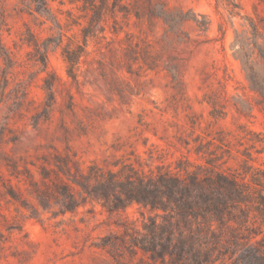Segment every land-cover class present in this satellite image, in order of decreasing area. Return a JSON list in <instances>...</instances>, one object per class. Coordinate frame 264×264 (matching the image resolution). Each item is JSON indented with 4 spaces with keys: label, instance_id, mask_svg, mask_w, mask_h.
I'll use <instances>...</instances> for the list:
<instances>
[{
    "label": "rangeland",
    "instance_id": "obj_1",
    "mask_svg": "<svg viewBox=\"0 0 264 264\" xmlns=\"http://www.w3.org/2000/svg\"><path fill=\"white\" fill-rule=\"evenodd\" d=\"M46 1L0 0V264H153L104 246L137 206L71 210L62 170L194 160L187 143L263 147L264 104L232 44L264 5L241 0L229 18L223 0H121L127 12L94 18Z\"/></svg>",
    "mask_w": 264,
    "mask_h": 264
},
{
    "label": "trees",
    "instance_id": "obj_2",
    "mask_svg": "<svg viewBox=\"0 0 264 264\" xmlns=\"http://www.w3.org/2000/svg\"><path fill=\"white\" fill-rule=\"evenodd\" d=\"M75 1L94 18L105 8L114 15L127 12L121 0ZM223 1L229 18L238 17L241 0ZM39 10H48L46 0H38ZM242 19L250 37L236 33L233 56L258 93V104H264V80L258 72L264 68V32L259 27L264 18L259 16L258 23ZM189 145L187 153L196 159L183 155L169 165L151 166L138 157L116 170L90 167L84 174L67 168L57 190L71 210L82 204L78 198L101 203L110 214L135 204L138 216L126 219L122 233L106 237L104 246L141 253L153 264H264V146L252 143L233 150L222 141Z\"/></svg>",
    "mask_w": 264,
    "mask_h": 264
}]
</instances>
